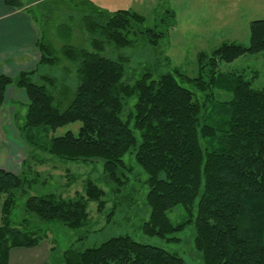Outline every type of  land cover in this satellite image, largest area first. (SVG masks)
Returning a JSON list of instances; mask_svg holds the SVG:
<instances>
[{"label":"trees","instance_id":"trees-1","mask_svg":"<svg viewBox=\"0 0 264 264\" xmlns=\"http://www.w3.org/2000/svg\"><path fill=\"white\" fill-rule=\"evenodd\" d=\"M3 1L16 8L25 5L19 0ZM71 13L68 17L74 19ZM81 18L79 27L87 47L65 44L58 56L45 39L48 30L40 26L35 68L14 77L0 75V107L9 85L25 93V117L17 129L28 147L23 170L15 173L0 168V264H8L11 248L34 247L43 238L30 226L31 218L18 223L10 220L17 192L30 188L41 176L37 165L54 162L52 157L100 159L104 181L113 195L124 192L126 196L127 189L132 194L135 190L130 185V168L123 161L131 150L136 164L147 174L149 215L141 224L144 234L166 237L191 222L194 247L203 264H264V85L255 89L240 73L218 71L221 61L264 51V18L250 21L247 45L223 43L207 58L199 54L200 69L207 68V79L201 74L191 79L178 72L158 76L143 72L133 82L124 79L129 56L115 51L131 48V35L142 34L155 45L173 25L174 12L166 9L160 14L162 25L169 24L159 30L146 27L145 16L132 9L89 8ZM59 26L66 28L56 29V36L70 38L71 25ZM111 45L115 57L103 54ZM43 67L48 71L38 73ZM58 67L61 73L49 72ZM177 78L196 80V90L204 98H197ZM214 90L232 96L218 101ZM206 101L211 102L209 112ZM210 115L224 120L208 123ZM75 122H79L76 134L66 131L44 142L38 139L39 133ZM65 178L64 186H71L68 173ZM106 195L102 187L86 178L82 192L74 198L55 193L29 195L24 211L44 223L78 229L91 222L89 202H96L101 213L107 205ZM115 204L107 214L108 222ZM179 204L188 218L173 224L167 211ZM54 264L187 262L175 252L120 234L89 247L71 245Z\"/></svg>","mask_w":264,"mask_h":264},{"label":"rangeland","instance_id":"rangeland-1","mask_svg":"<svg viewBox=\"0 0 264 264\" xmlns=\"http://www.w3.org/2000/svg\"><path fill=\"white\" fill-rule=\"evenodd\" d=\"M19 1L24 2L25 0ZM28 1L30 0H26V2ZM129 1L135 2L130 4ZM134 1L32 0L31 5L28 6V13L37 25L48 30L45 39L52 43L55 54L60 56L61 48L65 44L87 47L86 36L79 26H81V16L89 12V8L107 11L121 8L132 10L138 8L139 11L137 12L145 16L144 25L158 30L161 26H163L162 29H165L169 24L162 25L163 22L159 20L160 14L166 9L172 10L174 12L173 25L167 28L165 36L159 38L155 45L149 44L147 38L142 34L131 35L130 38L133 40L131 48L115 51V47L111 45L103 53L108 57H115L117 56L115 53L118 52H122L124 56H129L124 75V79L128 82H133L143 72H150L155 76L178 72L191 79L198 78L201 74L203 79H207V68L205 67L204 71L200 69L199 54L202 53L207 58L213 50L223 43L247 45L249 42V24L247 23L249 16H254L250 18L255 19L264 16L263 13H256L259 11L247 9L246 5L248 3L241 0ZM72 11L75 16L74 19L68 17L72 14ZM62 23L71 25L70 28L73 29L68 39H66L67 37L64 38L65 35L56 36V29L66 28L65 26H59ZM53 27L55 31L52 30ZM61 64H64V61ZM48 69L43 67L38 73H43ZM60 70V67H58L49 72L51 74H53V71L61 73ZM218 71L240 73L246 80L250 81L252 88L259 89L264 85V51L245 53L230 62L221 61L219 62ZM177 80L182 86L191 90L197 98L200 100L204 98V95L196 90L194 84L196 80L193 83L180 78H177ZM213 92L215 100L218 101L228 100L232 96V93L228 91L214 90ZM22 97L19 96L18 100L15 101V108L17 109L16 123L18 126L23 123L26 112ZM206 103V111L209 112L211 102L206 101ZM215 120L221 121L224 120V117L210 115L206 122L209 123ZM78 126L79 122H75L50 130L47 134L39 133L38 139L44 142L51 136H59L66 131H72L76 134ZM44 156L50 157L48 154ZM50 160L54 162L49 161L47 164L37 165L36 169L40 171L41 176L35 180L30 188L26 187L24 191L19 190L17 192L10 220L12 223H18L24 217L31 218L30 226L43 236L40 243H47L50 247V259L53 264L56 260L60 261L62 252L71 245L79 248L89 247L99 244L110 236L120 234H127L139 242L175 252L182 256L187 264H203L200 253L194 247V227L191 222H187L183 230L174 231L166 237L148 236L143 233L141 224L148 219L149 215L145 200L147 174L136 164L133 150L123 156V161L130 168L128 172L130 185L135 188L133 194L127 189L126 196L123 195L124 192L121 193L122 196L113 195L110 187L104 181L102 160L100 159L73 161L52 157ZM21 170H23L22 166L17 172ZM65 172L69 174L71 179L72 185L69 187L64 186L67 181ZM47 173H50V175ZM86 178L93 180L107 194V205L101 213L96 210V202H89L87 209L91 222L86 227L71 229L57 222L44 223L25 213L24 201L29 195L55 193L66 198H74L77 192H82L83 182ZM114 202H116V210L108 222L107 214L114 206ZM167 216L173 224L188 218L180 204L169 209Z\"/></svg>","mask_w":264,"mask_h":264},{"label":"crops","instance_id":"crops-1","mask_svg":"<svg viewBox=\"0 0 264 264\" xmlns=\"http://www.w3.org/2000/svg\"><path fill=\"white\" fill-rule=\"evenodd\" d=\"M241 1L248 3L247 9L264 14V0ZM134 2L129 1L130 4ZM22 3L25 5L16 8L0 0V75L14 77L20 71L35 68L39 59L36 44L40 38V25L28 13L31 4H27L26 0ZM134 10L139 11L138 8ZM250 17L254 16H249L248 24L255 20ZM19 96H23L22 103L25 105L24 91L9 85L0 107V168L11 172L19 171L28 154V147L19 137L16 123L15 101ZM8 264H53L50 260V247L47 243H39L30 248H11Z\"/></svg>","mask_w":264,"mask_h":264}]
</instances>
